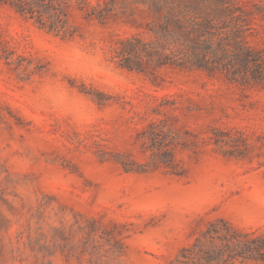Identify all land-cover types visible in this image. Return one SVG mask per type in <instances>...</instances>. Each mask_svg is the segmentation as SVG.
Returning <instances> with one entry per match:
<instances>
[{"label":"rangeland","instance_id":"rangeland-1","mask_svg":"<svg viewBox=\"0 0 264 264\" xmlns=\"http://www.w3.org/2000/svg\"><path fill=\"white\" fill-rule=\"evenodd\" d=\"M229 233L264 253V0H0V264H194Z\"/></svg>","mask_w":264,"mask_h":264},{"label":"trees","instance_id":"trees-1","mask_svg":"<svg viewBox=\"0 0 264 264\" xmlns=\"http://www.w3.org/2000/svg\"><path fill=\"white\" fill-rule=\"evenodd\" d=\"M189 36V35H187ZM182 39L185 38V36L181 37ZM196 39H200V35L196 36ZM255 56V55H254ZM180 60L185 61L184 58L179 57ZM251 59V55L248 57L247 60ZM253 60H255L256 62L259 60V58L257 59V57H253ZM198 67H202V68H208L209 64H210V60L209 57L207 56L206 53H204L203 51H201L200 49L196 48V54H195V59L194 61H192V65H195ZM261 69L262 68H256ZM258 72H262V71H258ZM229 232V231H228ZM235 237H233L232 235L227 234L224 236V238H222V242L223 245L220 248H216L213 247L212 250L208 251V252H203L201 254H195L194 255V251L192 250H187L184 254V258H193V262L194 264H214L215 262H221L224 261L227 257L228 258H237V257H244V258H257V257H262L264 255L263 250L261 249H251V247H249L248 249H245L243 247H240L239 244H236L234 242ZM197 245H195L194 247H196ZM190 253V256L187 253ZM202 252V250H201ZM227 261V260H225ZM184 264V263H183Z\"/></svg>","mask_w":264,"mask_h":264}]
</instances>
